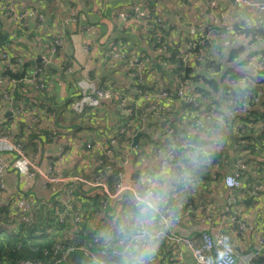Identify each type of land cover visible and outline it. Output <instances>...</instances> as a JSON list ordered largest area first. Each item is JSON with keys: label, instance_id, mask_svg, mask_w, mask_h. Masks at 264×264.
Segmentation results:
<instances>
[{"label": "crops", "instance_id": "0c3cea01", "mask_svg": "<svg viewBox=\"0 0 264 264\" xmlns=\"http://www.w3.org/2000/svg\"><path fill=\"white\" fill-rule=\"evenodd\" d=\"M4 0H0V5ZM25 4L34 5L36 11H40L45 15V21L41 24L32 18L29 25L17 26L14 34L11 37L17 36L21 41L13 46V53H23L24 50H29L27 57L32 62V67L37 63L49 64L50 55H46L45 51L40 49L48 43L53 34L57 31H63L64 36V51L62 55L65 60L70 63V72L59 74L54 71H48L49 76L47 87L50 89L46 93L49 98V104H56L59 107V112L62 114V119L68 116L74 120L73 125H82L79 131L74 133V130L57 128L54 120L57 114L48 112L46 118V126L52 127L55 131L52 134L41 135V139L36 140L35 151L32 146L27 147V152L34 159L39 158V163L42 164V159L47 162H52L55 166V173L68 177L71 175H87L93 174V162L99 157L96 151H83L78 147L82 140L86 143L96 142L101 138V126H115L116 124H124L125 113L118 105L115 95L110 100H105L107 104L103 107L105 114L94 116L88 120L79 119L74 113L67 110L69 107L66 104V99L72 98L71 95H76L74 84H67L66 80L71 78L77 81L76 87L90 82L98 86L110 85L112 88L113 82L118 86L115 88L117 92H123L122 86L128 83V76L123 73L117 64L107 62L105 55V45L110 37L115 38L119 45L126 51L130 50L131 54L141 55L142 49L146 48V43L139 42L140 45L135 44V35L131 34L128 29L125 31L121 29V25L125 22L119 19L127 6H133L140 11L143 10L144 3L151 0H22ZM248 4L236 2L235 0H220L217 10L210 14L207 7L202 1H192L181 3L180 0H158L156 10L167 18L171 26L170 34L175 41H186L193 37L199 24H205L208 17H212L217 21V17L224 18V23L229 25L245 24L253 27H261L264 24V14L258 9L251 7V2L259 0H246ZM19 5V4H18ZM23 7V4H20ZM1 14L4 10L0 7ZM9 22V21H8ZM203 26V25H202ZM201 26V27H202ZM130 27V26H127ZM131 28V27H130ZM41 30L40 36L36 39H30L31 34H36ZM5 32H8L4 29ZM19 34V35H18ZM43 37V35H47ZM134 37V38H133ZM234 38L227 36L221 40L220 51L229 53V51L236 46L244 43L248 51L257 52L262 48V43H255L249 45L246 39ZM39 44V46H37ZM88 46V50L85 49ZM150 52V51H149ZM21 53V54H22ZM40 55V56H39ZM41 58V62H37L36 58ZM154 59V58H153ZM49 60V61H48ZM239 60L232 61L237 63ZM255 62V64H254ZM161 65V70L157 72L154 70L147 79V82L155 85V89L160 86L176 85L178 83L177 76L172 75L170 65L163 59L157 60ZM259 57L254 56L251 73L255 74L258 67ZM49 66V65H47ZM1 71V70H0ZM89 71L92 76L90 77ZM164 73V74H162ZM239 85V84H238ZM7 86L4 81L0 79V128L7 126L5 124L6 118L11 116V131L18 124H25L30 119V113L19 105L23 112L21 117H14L6 103L9 99H3L2 94H8ZM79 95V93H78ZM116 99V100H115ZM52 102V104H51ZM263 102V103H262ZM4 104V105H3ZM65 105H68L65 111ZM75 102L71 103L70 109ZM167 113L172 114L177 107H180L181 112L176 113L177 128L174 131L176 139L183 147H187V152L181 158V166L185 168L186 173L190 179L181 180L177 173L172 169V166L164 165V152L156 154L151 152L152 147L161 146L163 149L167 148L166 141L169 140L166 131V123L155 118L151 114H144L138 120L136 126V134L140 133L141 137L139 143L133 147L132 142L128 143L130 146V161L131 164L127 169V179L130 183L141 178L147 184L148 176H157L156 195L154 197V206L161 208L165 205L171 207L172 212L181 217L182 225H190L195 223L196 215L192 212H187L186 205L188 200L194 203H201L206 206V213L214 214L215 224L222 225L223 231L227 234L229 244L235 250L236 255L242 256L249 252L253 245H255L260 238L264 239V201L250 197L249 191L254 182L264 183V145L261 148L247 149L248 153H244V143L241 142V137L238 136L237 123L233 122L232 117L221 118L214 116V120L210 118L207 120L199 115L197 111L190 112L186 108H182L178 102L171 99L165 103ZM58 111L55 105L52 106ZM3 108V111H1ZM264 101L262 98L260 102L251 108L253 110H263ZM95 110L96 108H92ZM18 113L19 110H17ZM78 112V111H77ZM94 112V111H93ZM88 112L86 115H90ZM51 116V117H49ZM196 117V120L192 118ZM249 122L253 121L254 117H248ZM67 122V120H65ZM52 122V123H51ZM15 123V124H14ZM122 124V125H123ZM121 126V125H120ZM135 134V135H136ZM134 135V136H135ZM133 136V137H134ZM144 137V142L140 144L141 138ZM31 138V136H27ZM75 139V148L67 151L68 155L65 158L61 157V149L67 150V140ZM83 141V142H84ZM40 145V148L37 146ZM122 149L114 151L115 157L120 160L122 156ZM149 150V153L146 152ZM91 153V154H90ZM85 154H90L89 158H85ZM134 154V156H133ZM84 156V157H83ZM5 161L11 162V157L6 155ZM209 158L212 160H209ZM214 158V161H213ZM243 159L247 162V170L242 176V189L240 192H232L238 196L235 204L231 205V211L234 212L238 220L244 224V229L239 230L236 222H231L226 216H223V210L229 201L230 192L223 186L222 179L225 175L232 173L236 169L237 161ZM253 159L254 161H251ZM185 160V161H184ZM7 193L0 195V206H5L7 202L17 201L19 199L34 202L37 206L42 207L44 204L49 205L54 202L53 210L44 207L42 211L45 215L40 216L43 222H48L49 218L54 222L55 228L60 231V237L56 243H63L66 246L72 244H81L89 249H92L91 239L93 236L98 238L102 243H106L111 232L114 237L107 244L111 246H118L131 237L134 229L139 224L145 223L149 231L154 233L159 229L158 224L150 223L147 218L150 215L149 211L143 212V209L137 208L130 199L122 201H114L109 205L108 213L102 214L99 212V204L93 196V190L87 186L82 185L73 195V202L80 212L83 222L74 226L70 218H66L64 225H58V216L60 215V208L62 206L63 194L61 192L62 186H51L45 184L42 178L27 179L23 176H18L15 172L7 170L4 174ZM112 183V181H109ZM144 183V184H145ZM144 184H140L141 186ZM145 184V185H146ZM93 192V193H90ZM96 194V191H95ZM128 197V195H127ZM11 199V200H10ZM251 200L250 203L248 201ZM14 206V205H13ZM96 207H98L96 213ZM48 212V213H47ZM42 214V212H41ZM37 230L39 234L51 233V229H47V224H43ZM35 226H38L37 224ZM42 226L46 229L44 230ZM26 233V232H25ZM56 233V232H55ZM170 246L166 243L154 244L150 240H145L143 245L135 248V253L131 259L116 260L114 264L122 261L125 264H195L191 252L183 245L175 249L176 253L180 254V259H172ZM264 251V250H263ZM49 264H53V257L48 255ZM264 259V252L263 257ZM84 264L86 260L82 258ZM45 262V263H46ZM240 264V263H237Z\"/></svg>", "mask_w": 264, "mask_h": 264}, {"label": "built area", "instance_id": "2783aa9c", "mask_svg": "<svg viewBox=\"0 0 264 264\" xmlns=\"http://www.w3.org/2000/svg\"><path fill=\"white\" fill-rule=\"evenodd\" d=\"M17 0H7L0 7L4 10L5 16L8 18V21L13 25H20L21 23H28L35 18L36 20L42 22L44 20V14L38 13L36 10L29 8L17 9L18 5ZM243 4H248L246 0H235ZM209 8L215 10L218 7L219 0H207L206 1ZM251 7L258 9L261 13L264 14V0H259L256 2L250 3ZM214 11L210 10V14ZM128 15L131 17V20H128ZM142 15H145L147 18L150 17L148 11L143 8ZM119 19L127 23H133L135 26H146L148 29H151V25H146L145 21L141 20L139 16V9L133 6H127L121 15H118ZM220 21L224 22V18L220 16ZM213 18L208 17L207 22H213ZM217 21H219L217 19ZM155 23V20H151ZM225 25H228L225 23ZM264 25V24H263ZM261 25V26H263ZM128 26L131 27V24ZM203 27V26H202ZM201 26L195 30L196 32L200 31ZM63 31H57L54 33L55 39L53 41L54 47L51 49L52 54L56 52V48L63 45L62 36ZM239 38V37H237ZM193 45H189L186 49H180L178 52V57L181 61L186 62L191 59V55L187 52L188 49H192ZM85 49L88 50V46H85ZM22 53V52H21ZM29 52L25 51L21 54L23 57H27ZM168 56L171 53H167ZM105 55L107 61L118 62L121 64V70L128 71L129 67L135 66L136 72L128 73L129 76L134 79L142 81V70L144 63L141 60L134 56L133 54L129 56L119 47L118 43L110 39L105 45ZM166 55V54H165ZM128 56V57H127ZM0 57L7 66L10 65V55L7 51H1ZM198 60H202L201 56H198ZM254 57L248 59L245 71L251 72L253 65ZM255 64V62H254ZM255 73L258 77L261 76L264 79V59L263 61L257 64ZM67 71L70 72V67L67 68ZM41 70H34L27 78L26 82L29 85H32L35 89L43 88L44 84L36 85L35 81ZM245 72V73H246ZM253 74V73H252ZM88 83L80 85L79 88V98L75 101L74 109L78 112H82L87 109L99 107L105 100H110L113 95L116 96V91L110 85L101 86L92 84L90 78ZM184 84H179L175 88H169L167 86H160L157 89H154L155 92L146 93L141 95V97L136 102L127 103V97L123 94H118L116 96L118 105L121 110L130 117V125H137V121L146 114H151L155 118H159L166 123L167 136L169 138V145L166 149H163L161 146L152 147L151 152L156 154L164 152V165L163 167L169 165L172 166V169L177 173L178 178L182 181L190 179L186 171L180 167L181 165L179 158L176 155L178 147L175 144V130L177 128V120L172 123L170 119L171 114L167 113L165 103L169 102L171 99H174L175 102H184L193 108L200 107L199 94L193 93L188 90ZM151 84L147 82V88H150ZM264 88V85H263ZM112 89L114 93L112 92ZM133 93H139L138 85L134 84L132 86ZM121 93V92H119ZM262 94V91L258 92ZM8 95L4 94V99L7 100ZM198 112V111H197ZM199 113V112H198ZM203 118L210 120L209 116H202ZM244 127L241 126V131L243 132ZM119 134H124L126 138L133 137V130L126 126L121 127L117 130ZM75 139L69 138L67 140V145L72 149L75 148ZM95 147L91 149V144H87V149L96 151L101 156L113 155V151H117L119 148L122 149V156L120 160L116 159V165L111 167L110 165H105L104 171H97V174L92 176H83V175H71L68 177L62 176L58 173H55V168L51 166L49 162L42 159V164L39 163V158L34 159L29 153L25 150L21 140H15L10 138L7 135H0V195L7 193L6 184L4 180V174L9 169L15 172L18 176H23L27 179L32 178H42L45 184L51 186H62V206L60 208L61 212L58 216L57 224L64 225L66 218H70L73 221L74 226H77L82 222V217L80 212L77 211L78 208L73 202V195L75 192L82 186H87L90 190L92 189L93 196L96 199V203L99 204V212L103 215L108 213L109 205H112L114 201H120L122 203L125 199H130L136 205L137 208L143 209V212L149 211L147 220L150 223H156L159 226V229L154 233L149 231L148 226L143 223L135 227L134 233L131 237L127 239L118 246H111L107 242L111 241L114 237L113 232L107 239L106 243H102L95 236L91 239L92 249H89L81 244H72L66 246L63 241L62 243H56L54 250L49 254L44 252V256L51 255L54 259L53 264H62L67 258L71 255L72 252H81L83 253V258L86 260L85 264H114L116 260H128L131 259L135 253V248L137 246H142L145 240H150L154 244L158 245L160 243H166L170 246L171 249L168 253L172 259H180V254L176 253L175 249L179 246H185L192 254L195 264H264L263 250H264V239L260 238L258 242L253 245V248L246 254L242 256H237L233 247L229 244L228 236L223 231L222 225L215 224L214 219L215 215L212 213H206V206L201 203H192L188 200L186 205L187 212H192L196 215L195 223L190 225H182L181 217L174 212H172L171 207H155L154 206V197L156 195V182L158 180L157 176H148L147 184L144 179L141 178L137 181L130 183L127 179V169L131 164L130 161V146L129 142H121L119 138L108 134L105 138V141H96ZM245 151L242 153H248L247 144L243 145ZM40 148V145L37 146ZM68 150L61 149V157L65 158ZM8 155L11 157V162L7 163L5 161V156ZM134 156V154H133ZM99 164H103L102 160L98 161ZM177 164L178 167L176 166ZM247 170V162H244L243 159L237 161L236 169L223 177L222 183L228 192H230L229 201L227 206L223 210V216H226L229 221L236 222L238 224V229L243 230L244 224L238 220L237 215L231 211V205L235 204L238 200V196L232 192H240L242 189L241 181L243 173ZM112 181L110 183L109 181ZM146 185H145V184ZM144 184V185H140ZM96 191V194H95ZM242 194V193H241ZM128 195V197H127ZM250 197L258 199V201H264V184H256L249 191ZM12 204L17 210L15 216H17V221L29 224L34 226L37 222V217L39 216L38 209L39 205H35L34 202L25 201L22 199L13 201ZM7 205V203H6ZM5 205V206H6ZM97 213V211H96ZM59 225V226H60ZM60 253V258H54V254ZM44 263V262H43ZM41 262H35L31 260H23L18 264H43Z\"/></svg>", "mask_w": 264, "mask_h": 264}, {"label": "trees", "instance_id": "16d2710c", "mask_svg": "<svg viewBox=\"0 0 264 264\" xmlns=\"http://www.w3.org/2000/svg\"><path fill=\"white\" fill-rule=\"evenodd\" d=\"M7 0H4L2 4H4ZM158 0H151L144 3V7L150 17L147 18L145 15H142V11L139 10V16L141 20L145 21L146 25H151L152 28L148 29L146 26L137 27L133 23H123L121 25L122 30L128 29L131 34L135 35V44L140 45L139 42L146 43V48L142 49L141 55L133 54L134 56L138 57L142 63H144V67L142 72V81L140 79H134L133 77L129 76L128 73L136 72L135 66L129 67L128 71L121 70V64L117 62H109L111 64H117L118 68L128 76V83H124L123 92L119 93L116 90V96L118 94H123L127 97V103L136 102L146 93L155 92V85L153 84L150 88H147V79L152 72H154L155 67L152 64V59L154 58L156 61L159 59H163L168 65H170V69H175L177 73L178 83L176 85H166L169 88H175L179 84L186 83V87L190 92L198 93L199 94V101L200 107L193 108L192 106L184 103L179 102L182 108H186L190 112L198 111L200 116H209L214 120V116L220 117L223 116L225 118L232 117L233 122L237 123V130L238 136L241 137V142L250 146V149H254L261 145H264V108L263 110H253L251 108L260 102V99L264 101V79L258 77L256 74H252L251 72H246L245 68L248 63V59L254 56L259 57L260 60L263 61L264 59V25L261 27H253L250 25L245 24H235V25H225L224 22L220 21V13L217 17L219 21L207 22L203 25L200 31L196 32L192 38L188 39L186 43H182L181 41H175L170 34L171 26L168 23L167 18H165L160 11H157L156 4ZM183 4L184 2L192 1H199V0H180ZM202 1L205 6L207 7L208 11H216L210 9L207 0H200ZM220 1V0H219ZM18 7L17 9H21L20 4H23L22 8H29L35 10L36 7L31 4H25L22 0L16 1ZM184 3V4H185ZM1 4V5H2ZM38 12V11H36ZM42 13V12H38ZM5 18L2 14L0 16V52L7 51L10 55V65L7 66L0 57V79L5 82L7 86V92L9 99L8 107L11 111L15 113L14 117L18 118L21 117L22 112L24 109L28 110L30 113V119L25 124H18L16 127L11 131L10 123L13 122V118L8 116L6 118L5 124L7 126L0 128V135H7L10 138L15 140H21L25 150L27 147L32 146L35 147L37 143V139H41V135L45 134L54 136L55 131L52 130V127L46 126V115L48 112L57 114L59 112V107L56 104L49 103V98L46 96V93L50 89V86L47 87L49 81V76L47 75L48 71H54L59 74V71L62 73H69L67 68L70 67V63L65 60L64 56L62 55L64 51V39L63 45L56 48V52L52 54L51 49L54 47L53 41L55 36H52L49 42H46V45L43 46L40 51H45L46 55H50V63L43 64L37 63L35 67H32V62L28 57L21 56V53H13V46L19 43V38L11 37V33L14 34V31L17 29V25H13L12 23L8 22L3 19ZM128 20H131V17L128 15ZM151 20H155L156 22L153 23ZM41 24L42 22L36 20ZM45 21V15L44 20ZM131 24V28L127 27ZM29 25V23H21L18 26H25ZM7 30L8 32L4 31ZM41 30L39 29L36 34H31L30 39H36L40 36ZM65 33V32H64ZM63 33V36H64ZM19 35V34H18ZM232 36L234 38L239 37L240 40L246 39L249 45H253L255 43H262V48L257 52H251L245 54L248 51L247 46L242 43L240 46H236L235 48L231 49L229 53L227 50L220 51L221 40L225 39L227 36ZM47 35H43L46 37ZM62 36V38H63ZM113 39L117 43L118 41L110 37L108 40ZM119 45V43H118ZM189 45H193L192 49H188L187 52L191 55V59L183 62L178 57L179 50L186 49ZM39 46V44L37 45ZM123 52L125 50L122 46L119 45ZM29 52V50H25ZM150 51V52H149ZM171 53L168 56L167 53ZM126 55L132 57L131 51L128 50L125 52ZM226 53V60L225 63L222 62L223 56L222 54ZM166 54V55H165ZM198 56L202 57V60H198ZM128 57V56H127ZM239 60L237 63H235ZM49 61V60H48ZM232 61H235L232 63ZM49 65V66H47ZM41 70L40 74L36 78L35 84H44L43 88L35 89L32 85H29L26 80L28 76L34 70ZM201 70H204V74L201 73ZM246 72V73H245ZM90 77L92 76L91 71H89ZM164 74V73H162ZM66 80V83L71 85L74 84L76 90V95H71L72 98L66 99V104L68 105L75 102L79 98V88L76 87L77 81L73 78ZM136 84L139 87V93L132 92V86ZM239 84V85H238ZM113 89L118 86L113 82L111 84ZM102 86V85H101ZM99 86V87H101ZM112 89V92L114 93ZM262 91V94L258 92ZM4 94L2 96L4 97ZM115 96V97H116ZM4 99V98H3ZM116 100V99H115ZM102 104L97 107L95 110L87 109L82 112L73 111L70 109V105H65L68 111L74 113L79 119L88 120L89 118H93L94 116H100V114H105L102 110L103 107L107 104L106 102H101ZM263 103V102H262ZM23 105V110L18 107L19 105ZM4 105V104H3ZM55 105L58 109L55 110L52 106ZM19 110L20 113L17 112ZM88 112L90 115H86ZM94 111V112H93ZM181 112L180 107H177L176 110L171 114L170 119L172 123L176 122V113ZM68 112L66 111V114ZM254 117L255 119L249 122L248 117ZM51 117V116H49ZM62 114H57L54 120L55 124L62 129H73L74 133L79 131V127L82 125H73L74 120H71L68 116H65L64 119L61 118ZM196 120V117L192 118ZM67 120V122L65 121ZM48 121V120H47ZM124 124H116L115 126H101V138L97 139L96 141L103 140L108 134H111L117 138L121 142H132V138H126L124 134H119L117 130L121 127H130L133 130V136L136 134V126L137 125H130L131 120L130 117L125 114V120L123 121ZM52 123V122H51ZM15 124V123H14ZM121 125V126H120ZM241 126L244 127L243 132L241 131ZM31 136V138H27V136ZM84 140L82 143H78V147L81 148L83 151H87V144ZM36 142V143H35ZM91 144V149L96 146L94 143ZM166 144L169 145V140L166 141ZM175 144L178 147L176 151V155L181 160L187 152V147H183L177 139H175ZM248 146V148H249ZM67 150L72 149L70 146L66 145ZM90 149V150H91ZM257 149V148H256ZM35 151V148H34ZM116 151V150H115ZM91 154V153H90ZM90 154H85V158H89ZM84 157V156H83ZM116 157L113 151V155L109 156H101L93 162L92 170L90 173L97 174V171H104L105 165H110L111 167L116 165ZM102 160L103 164H99L98 161ZM209 160H211L209 158ZM254 161L253 159H250ZM185 161V160H184ZM212 161V160H211ZM214 161V158H213ZM51 166L55 168L52 162H49ZM181 165V162L179 163ZM177 164L176 166L178 167ZM182 167V166H180ZM184 170L185 168L182 167ZM87 176V175H83ZM259 184V181L254 182L250 188V190ZM156 193V190H155ZM11 200V199H10ZM192 202V201H191ZM194 204V202H192ZM167 205L163 206L166 207ZM51 208L53 210L54 202L52 204L46 205L44 204L38 210L39 216L37 217L36 224L39 225L42 223V218L40 216L45 215V211L42 209ZM98 207H96V211ZM42 212V214H41ZM16 208L13 206L12 201L7 202L6 206H0V264H18L20 261L23 260H31L35 262H41L43 264H49L46 262L48 260V256H44V252L49 254L52 253L54 250L55 244L60 237V231L57 228L51 230V233L47 234H39L37 230H33L32 228H37V226H30L29 224H24L18 222ZM48 213V212H47ZM83 215V222L88 221V218L84 219ZM48 222H51L50 226L54 224L52 219H49ZM44 223V222H43ZM42 223V224H43ZM35 224V225H36ZM26 232V233H25ZM56 232V233H55ZM227 235V234H226ZM83 253L79 252H72L71 255L67 258V260L62 264H84L82 261ZM54 258H60V253L54 254ZM46 262V263H45ZM116 264H125L122 261H119Z\"/></svg>", "mask_w": 264, "mask_h": 264}, {"label": "water", "instance_id": "95a60500", "mask_svg": "<svg viewBox=\"0 0 264 264\" xmlns=\"http://www.w3.org/2000/svg\"><path fill=\"white\" fill-rule=\"evenodd\" d=\"M40 56V55H39ZM36 61L37 62H41V58L37 57L36 58ZM152 64L154 65L155 69L157 70V72H159L161 70V65H159L157 63V61L155 59H152ZM257 65V64H256ZM201 73L204 74V70H201ZM140 137H141V134L140 133H137L133 138H132V146L135 147L138 143H139V140H140ZM251 200L248 201V203H250Z\"/></svg>", "mask_w": 264, "mask_h": 264}, {"label": "rangeland", "instance_id": "374dc122", "mask_svg": "<svg viewBox=\"0 0 264 264\" xmlns=\"http://www.w3.org/2000/svg\"><path fill=\"white\" fill-rule=\"evenodd\" d=\"M55 33H56V32H55ZM53 36H54V34H53ZM222 56H223L222 62L225 63V60H226V53L222 54ZM117 63H118V62H117ZM167 70H170V71L172 72V75L177 76V73H176L175 69H173V68H171V69L167 68ZM1 111H3V108H1ZM143 142H144V137L141 138L140 144H142ZM146 152L149 153V150H146ZM260 160H261L262 163H264V160H263V159H260ZM263 174H264V172H263ZM261 184H264V183H261ZM49 219H50V218H49ZM34 226H35V225H34ZM40 226H41V225H38L36 229H35V228H32V229H33V230H38V229L40 228ZM42 228H43L44 230H46L43 226H42Z\"/></svg>", "mask_w": 264, "mask_h": 264}, {"label": "clouds", "instance_id": "9594fccd", "mask_svg": "<svg viewBox=\"0 0 264 264\" xmlns=\"http://www.w3.org/2000/svg\"><path fill=\"white\" fill-rule=\"evenodd\" d=\"M43 224H47V229H48V230H50V229L53 230V229L55 228L54 225L50 226L51 222H44ZM43 224H42V225H43Z\"/></svg>", "mask_w": 264, "mask_h": 264}]
</instances>
